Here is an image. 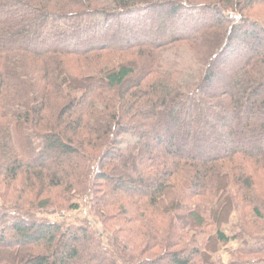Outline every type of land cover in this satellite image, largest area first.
Segmentation results:
<instances>
[{
  "label": "trees",
  "instance_id": "1",
  "mask_svg": "<svg viewBox=\"0 0 264 264\" xmlns=\"http://www.w3.org/2000/svg\"><path fill=\"white\" fill-rule=\"evenodd\" d=\"M0 200V264L264 262V0H0Z\"/></svg>",
  "mask_w": 264,
  "mask_h": 264
},
{
  "label": "rangeland",
  "instance_id": "2",
  "mask_svg": "<svg viewBox=\"0 0 264 264\" xmlns=\"http://www.w3.org/2000/svg\"><path fill=\"white\" fill-rule=\"evenodd\" d=\"M208 20H210V19H208ZM111 38H113V37H111ZM135 143H136L135 139H133L132 141H128L122 149L124 151L129 150L132 148V146ZM137 168H138L137 165L134 164L131 168V171L137 172ZM80 203H81V209L79 211H55V210H51L48 212H38L36 215L41 220H50V221L58 222V223H62V224L65 223L69 226H83L89 222V223H91L93 229L96 230L97 232H99L101 235H103L104 239L106 240L108 232L103 227L100 219L93 216V214L91 213V210H90V206L87 202L81 201ZM2 206H3V203L0 200V210H1ZM10 225H12L11 221L8 223V226H10ZM230 226L226 227V229L228 230V228H230ZM10 232L11 231L8 230L6 227H4V226L0 227V236L2 233L7 234V236H8V234ZM231 260L232 259H231V256H229V253L224 255L223 261L226 264L228 262H231ZM256 264H264V262H260V263H256Z\"/></svg>",
  "mask_w": 264,
  "mask_h": 264
}]
</instances>
